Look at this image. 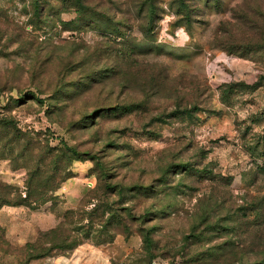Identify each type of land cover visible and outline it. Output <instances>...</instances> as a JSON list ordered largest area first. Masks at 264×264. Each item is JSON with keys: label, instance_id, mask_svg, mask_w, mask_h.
<instances>
[{"label": "rangeland", "instance_id": "rangeland-1", "mask_svg": "<svg viewBox=\"0 0 264 264\" xmlns=\"http://www.w3.org/2000/svg\"><path fill=\"white\" fill-rule=\"evenodd\" d=\"M64 144L0 264H264V0H0V198Z\"/></svg>", "mask_w": 264, "mask_h": 264}, {"label": "trees", "instance_id": "trees-1", "mask_svg": "<svg viewBox=\"0 0 264 264\" xmlns=\"http://www.w3.org/2000/svg\"><path fill=\"white\" fill-rule=\"evenodd\" d=\"M53 151L54 149L50 148V152L52 153ZM81 158L82 155L79 154L74 148L65 144L62 145L56 154L52 153L53 160L49 162V165H47L48 170H46L44 173L40 170L30 172L25 184L24 193L17 194L15 200H10L8 198V194H6V196L0 198V207L26 206L30 209H37L38 206L47 203L50 201L53 193L59 189V183L66 179L65 177L61 178V172L64 173L66 169L70 168L73 161L80 160ZM97 165L99 166L100 164L97 163ZM58 177L61 178L59 182L56 181ZM114 220V217L109 218L107 224L115 223ZM51 232L55 233V230ZM108 240L111 241L112 237ZM108 240H106L107 242L101 241L99 244H102V242L108 243Z\"/></svg>", "mask_w": 264, "mask_h": 264}]
</instances>
